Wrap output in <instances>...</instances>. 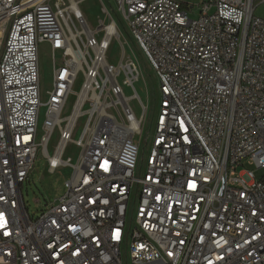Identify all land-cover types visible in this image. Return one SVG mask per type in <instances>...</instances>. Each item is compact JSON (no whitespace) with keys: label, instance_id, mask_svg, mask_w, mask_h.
Instances as JSON below:
<instances>
[{"label":"built area","instance_id":"obj_1","mask_svg":"<svg viewBox=\"0 0 264 264\" xmlns=\"http://www.w3.org/2000/svg\"><path fill=\"white\" fill-rule=\"evenodd\" d=\"M83 1L0 0V264H264V0H203L196 17L114 0L95 27ZM127 37L158 91L140 164L149 107ZM40 42L59 59L44 102ZM38 154L70 173L33 220L22 186Z\"/></svg>","mask_w":264,"mask_h":264},{"label":"rangeland","instance_id":"obj_2","mask_svg":"<svg viewBox=\"0 0 264 264\" xmlns=\"http://www.w3.org/2000/svg\"><path fill=\"white\" fill-rule=\"evenodd\" d=\"M181 2L187 3L188 5H192L193 7L190 9V15L192 17H196L200 13L201 10V2L203 0H179ZM103 3H105L106 7L114 14V0H84L81 5V9L84 13V16L87 22L91 27H95L97 24V20L101 19L106 21V14L102 10ZM254 14L258 17L264 18V2L259 3L254 8ZM116 18V17H115ZM124 33V30H122ZM102 34H99V37ZM3 43V41H2ZM1 43V45H2ZM125 56H131L135 59L140 67V73L136 79L135 86L138 89V92L141 98L149 107L148 118L146 122V128L144 130L142 140H141V149H140V163H143L145 160V156L147 153V145H145V138L148 139L150 136V127L154 117L155 108L157 104V82L153 71L148 66L146 60L142 56V54L138 51V49L132 44L131 40L127 37L125 39ZM107 59L111 63H116L120 57V49L114 39L111 40L109 49L107 51ZM52 57V53L49 49L47 42H40L38 49V70H39V83L41 88V99L42 101H46L48 97V93L52 88L53 78L52 71L54 66L59 63L58 56ZM119 80L121 76L118 78ZM81 81V76L77 79L76 89L79 87ZM127 94L131 95V92L128 89H125ZM72 99L69 100L66 105L63 114L68 113L70 110ZM132 105H134L136 111L138 112V103L135 100H132ZM44 116V107L41 108L39 114V129L42 125ZM58 138V131L54 130L50 138L49 148L50 150L55 145ZM78 150L73 146L72 143H68L65 151L64 158L70 157L71 161L74 162L76 160ZM70 173V168L64 167L59 171L54 173H50L48 170V165L46 159L38 154V157L35 159L33 168L22 186V198L27 209V212L31 219L35 220L40 213L45 210L49 203L52 202L55 198L61 196L65 192L64 183L68 178ZM123 256H125V251L123 252Z\"/></svg>","mask_w":264,"mask_h":264},{"label":"bare ground","instance_id":"obj_3","mask_svg":"<svg viewBox=\"0 0 264 264\" xmlns=\"http://www.w3.org/2000/svg\"><path fill=\"white\" fill-rule=\"evenodd\" d=\"M105 19H106V18H105ZM79 67H80V66H79ZM120 76H121V75H120V74H118V75H117V79H118ZM137 77H138V76H137ZM136 79H137V78H136ZM118 80H119V79H118ZM63 111H64V110H63Z\"/></svg>","mask_w":264,"mask_h":264}]
</instances>
